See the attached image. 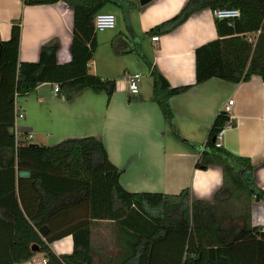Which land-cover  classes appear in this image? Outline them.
<instances>
[{
    "label": "trees",
    "instance_id": "1",
    "mask_svg": "<svg viewBox=\"0 0 264 264\" xmlns=\"http://www.w3.org/2000/svg\"><path fill=\"white\" fill-rule=\"evenodd\" d=\"M21 1L25 6H70L74 37L72 60L63 65L57 62L59 43L44 46L38 62H20V22H14L9 41L0 37V264H22L39 253L46 264H264V229L252 225L251 214L254 201L264 202V191L256 184L251 159L213 142L229 122L223 112L196 164L198 170H223V186L213 204L191 202L189 189L179 195L126 191L122 171L94 137L54 147L17 142L9 131L15 128L11 97L24 99L41 85L57 84L67 101L85 90L111 100L116 80L90 72L98 51L94 19L108 5H126L124 0ZM204 10H239L241 17L231 25L216 19L218 38L195 51V85L211 79L236 85L255 76L264 82V0H188L177 15L147 34H170ZM150 75L154 102L175 139L187 143L173 125L170 100L195 85L173 88L156 69ZM22 171L31 177L20 178ZM106 226L114 232L103 245L95 238ZM43 227L49 229L46 236ZM68 236L74 239L73 253H54L51 245Z\"/></svg>",
    "mask_w": 264,
    "mask_h": 264
},
{
    "label": "crops",
    "instance_id": "2",
    "mask_svg": "<svg viewBox=\"0 0 264 264\" xmlns=\"http://www.w3.org/2000/svg\"><path fill=\"white\" fill-rule=\"evenodd\" d=\"M124 1V8L113 7L128 13L126 28L116 33L117 26L110 35H97L98 50L106 47L109 54L99 58L97 51L90 64V72L104 80L119 77L111 100L106 94L85 90L67 101L56 95L54 84L41 85L19 99L25 118L14 128L17 142L27 145L24 137L31 134L29 144L54 147L66 140L94 137L104 143L110 161L122 171L120 183L126 191L179 195L189 189L191 202L213 204L223 186V170L219 166L198 170L196 164L215 119L233 100V127L226 131L223 147L251 159L256 184L264 191V82L255 76L236 85L219 79L195 85V51L218 38L212 11L194 14L170 34L160 36L157 48L147 33L177 15L188 0H157L144 8L140 0ZM14 22L21 27L20 62H38L42 48L52 43L60 45V65L72 60L74 11L64 2L25 6L21 0H0L3 41L10 40ZM153 69L173 88L195 85L170 100L173 125L187 143L175 139L153 100ZM134 73L144 74L137 96L127 90L126 77ZM251 214L252 225L264 229V202L254 201ZM102 229L95 238L101 244L114 232L112 226ZM51 249L57 255H70L74 239L68 236L54 242ZM22 264L46 262L39 253Z\"/></svg>",
    "mask_w": 264,
    "mask_h": 264
},
{
    "label": "built area",
    "instance_id": "3",
    "mask_svg": "<svg viewBox=\"0 0 264 264\" xmlns=\"http://www.w3.org/2000/svg\"><path fill=\"white\" fill-rule=\"evenodd\" d=\"M212 13L215 19L226 20L229 22L230 25L233 24L235 20L241 17V13L239 10H216L213 11ZM117 23H118V19L116 15L112 13H99L96 15L94 19V29L97 34L108 30H114L117 27ZM151 40L153 43L156 44V47L158 48L160 42V36L151 37ZM143 79H144L143 73H134L127 75L126 82H127V90L129 95L137 96L140 93V84ZM54 92L56 93V95L60 94L59 85L57 84L54 85ZM19 104H20L19 98L15 96V127H17L18 123L24 120L25 118V113L20 108ZM234 104L235 102L233 100H229L223 108L222 112L228 116L229 122L216 138L217 147L223 146V138L226 131L233 127L232 121L234 120V116H233ZM33 138L34 136L31 134L26 135L24 137V142H26L28 145L33 140Z\"/></svg>",
    "mask_w": 264,
    "mask_h": 264
},
{
    "label": "rangeland",
    "instance_id": "4",
    "mask_svg": "<svg viewBox=\"0 0 264 264\" xmlns=\"http://www.w3.org/2000/svg\"><path fill=\"white\" fill-rule=\"evenodd\" d=\"M141 1V0H140ZM157 0H154V1H152L151 3H149V4H147V5H145V6H141L142 8H144V7H149V5H154V4H156V3H158V2H156ZM105 13H108V12H113L115 15H116V17H117V19H118V29H117V31H116V33L118 32L119 33V30H120V28L122 29V28H126V17H127V12L126 13H124V12H122V11H120L119 9H116L115 7H113V6H110V5H108L104 10H103ZM114 31L113 30H108V31H105V32H101V33H98V35L99 36H102V35H110L111 33H113ZM108 51H109V49L108 48H106V47H100L99 48V50H98V57L100 58V57H103V56H106V55H108L109 53H108ZM130 60V59H129ZM124 65V64H123ZM122 65V66H123ZM117 72V71H116ZM118 78L119 77H116V80H118ZM21 123H22V121L19 123V126H21ZM18 128V127H17ZM18 131H20V128L19 129H17ZM22 138V137H21ZM57 247H58V245H57ZM56 248V247H55Z\"/></svg>",
    "mask_w": 264,
    "mask_h": 264
},
{
    "label": "water",
    "instance_id": "5",
    "mask_svg": "<svg viewBox=\"0 0 264 264\" xmlns=\"http://www.w3.org/2000/svg\"><path fill=\"white\" fill-rule=\"evenodd\" d=\"M152 1L154 0H141L140 1V5L141 6H145L149 3H151ZM59 97H61V95H59ZM15 99V97H11V101H13ZM11 135H15V129L14 128H10L9 129ZM213 142L215 143L216 142V139L213 140ZM32 147H39L38 145H31ZM19 177L22 178V179H29L31 177V173L28 172V171H22V172H19ZM49 229L47 227H43L40 232L43 236H46L47 233H48ZM35 250H38V247H34Z\"/></svg>",
    "mask_w": 264,
    "mask_h": 264
}]
</instances>
